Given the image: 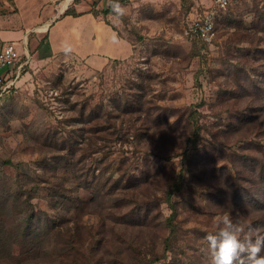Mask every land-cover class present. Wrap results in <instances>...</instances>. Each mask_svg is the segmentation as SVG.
I'll return each instance as SVG.
<instances>
[{"label":"rangeland","instance_id":"1","mask_svg":"<svg viewBox=\"0 0 264 264\" xmlns=\"http://www.w3.org/2000/svg\"><path fill=\"white\" fill-rule=\"evenodd\" d=\"M85 1L99 12L109 7V0ZM119 3L126 14L105 18L132 45L129 58L91 69L50 53L45 36L16 41L20 57L0 76V186L33 187L38 223L53 220L59 236L52 242H70L73 257L79 247L89 262L102 264H202L217 218L228 214L264 228V0H234L218 10L210 44L187 36L186 28L214 0ZM135 98H144V112L131 111ZM88 102L111 111L124 135L111 152L93 158L88 134L79 136L90 127L80 111ZM77 141L82 164L103 181L125 173L124 190L97 197L98 187L71 181L73 206L52 204L45 178L70 176L51 167L67 152L55 145ZM176 183L182 188L173 198L177 233L167 250L173 210L166 191ZM44 240L38 250L15 248L14 261L2 264H52Z\"/></svg>","mask_w":264,"mask_h":264},{"label":"trees","instance_id":"2","mask_svg":"<svg viewBox=\"0 0 264 264\" xmlns=\"http://www.w3.org/2000/svg\"><path fill=\"white\" fill-rule=\"evenodd\" d=\"M94 14L99 16L101 13L104 14V17L109 14H114L111 11L110 6L104 12H99L93 9ZM108 13V14H106ZM64 15H73L80 16L81 13H78L74 8H69L66 10ZM197 39V38H195ZM200 40V39H198ZM202 41V40H200ZM203 42V41H202ZM205 43V42H203ZM207 44V43H205ZM132 112H144L145 111V100L144 98H135L133 101H130ZM81 111V122L84 124H90L88 130L80 129V137L88 134V154L90 152V157L93 158V154L96 153H108L111 152L115 146V144L120 140L123 135V131L120 126L112 121L111 111L105 108L103 104L95 105V107L90 106V103H85L82 106ZM89 112V118H85L86 114ZM125 112H129L126 110ZM119 118V117H118ZM194 123L197 122L196 117L191 115L189 117ZM195 142L198 141L199 129L195 127ZM81 142L77 141L74 145H70L67 147L63 145L56 144V148L58 151L63 152L67 150L66 153L57 154L54 157V161L51 164V167L54 168L55 173L57 171L66 170L70 172L69 178H65L64 176L53 174L52 177L45 178L47 187L50 188V197L52 204L55 205L58 203L66 202L73 206V198L68 189V184L77 183L78 187L81 188H93L98 187L99 191L97 192V197H100L102 193H108L114 190H120L122 187L124 190V177L125 173L121 174L117 179L107 178L104 181L102 180V175H98L91 170L88 169L85 164L83 165L82 158L79 159L78 154L82 153L84 150L80 146ZM81 157V156H80ZM5 163L12 164L11 161H5ZM39 184V183H38ZM35 184V185H38ZM13 186H0V264L5 261H14L15 248L19 247L21 253L26 251H34L38 250V248L42 247L44 239H47L48 245L46 248L48 249V253H46L47 257L52 258V264H102L100 259L89 260L86 258L85 253H81L79 247L77 256L73 257L72 253V245L70 242L66 240L62 241L59 244L56 240L52 242L54 235L52 232H55L56 227L53 223V220L48 219L46 224H40L37 221V214L34 209L31 208V198L33 197L32 189L28 188L25 185H19V191H14ZM182 190L181 186L178 183L174 184L170 189L166 191V202L170 205L173 212L172 215L168 218V223L171 230V237L167 239V250H171L172 246V238L177 233V228L174 223L176 220V206L174 205L173 198L176 193ZM24 198V201L22 202ZM23 204L27 206H23ZM54 205V206H55ZM53 206V205H52ZM76 206H82L80 204ZM31 208V210L26 213V209ZM19 216L24 217L22 220H18ZM20 217V218H22ZM46 217V216H45ZM17 220L19 222H17ZM51 220V221H50ZM38 224H37V223ZM37 224L34 227V224ZM147 225V223H144ZM148 226V225H147ZM43 233V238L40 237L41 233ZM69 233V232H68ZM58 234V233H57ZM73 233V237H74ZM72 237V234H71ZM174 244V243H173ZM83 249V248H82ZM51 250V252H50ZM102 249H94L92 251L101 252ZM56 251V252H54ZM167 252V251H166ZM165 252V253H166ZM168 253V252H167ZM58 254V255H57ZM24 255V253H23ZM81 255V256H80ZM79 256L81 262L79 261ZM54 257V259H53ZM102 259V258H101ZM30 260V259H29ZM28 259H23L22 262L20 260L17 264H24L29 261ZM71 260V261H70ZM142 263V262H141ZM140 264V263H138Z\"/></svg>","mask_w":264,"mask_h":264},{"label":"crops","instance_id":"3","mask_svg":"<svg viewBox=\"0 0 264 264\" xmlns=\"http://www.w3.org/2000/svg\"><path fill=\"white\" fill-rule=\"evenodd\" d=\"M88 5L85 0H1L0 51L6 43L18 44L20 37L34 34L47 37L53 55L81 59L91 69L131 57L132 45ZM69 8L81 15H64ZM65 46L71 47L70 53L64 51Z\"/></svg>","mask_w":264,"mask_h":264},{"label":"clouds","instance_id":"4","mask_svg":"<svg viewBox=\"0 0 264 264\" xmlns=\"http://www.w3.org/2000/svg\"><path fill=\"white\" fill-rule=\"evenodd\" d=\"M109 6L117 17L126 14L119 0H109ZM64 51L70 53L71 47L65 46ZM217 219L218 231L205 237L207 255L202 264H264V228L245 226L241 219L228 214Z\"/></svg>","mask_w":264,"mask_h":264},{"label":"built area","instance_id":"5","mask_svg":"<svg viewBox=\"0 0 264 264\" xmlns=\"http://www.w3.org/2000/svg\"><path fill=\"white\" fill-rule=\"evenodd\" d=\"M1 1V0H0ZM234 0H214V8L205 11L203 15H199L193 19L186 28V35L192 38H197L205 43H212L217 36V11L226 9L232 5ZM20 53L17 49V44L14 42L6 43L0 51V76L1 72L7 69L13 62H17ZM5 89H2L0 96Z\"/></svg>","mask_w":264,"mask_h":264},{"label":"bare ground","instance_id":"6","mask_svg":"<svg viewBox=\"0 0 264 264\" xmlns=\"http://www.w3.org/2000/svg\"><path fill=\"white\" fill-rule=\"evenodd\" d=\"M64 5H62V9H63Z\"/></svg>","mask_w":264,"mask_h":264}]
</instances>
